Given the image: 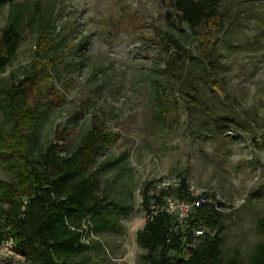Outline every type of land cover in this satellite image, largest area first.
<instances>
[{"label": "rangeland", "instance_id": "1", "mask_svg": "<svg viewBox=\"0 0 264 264\" xmlns=\"http://www.w3.org/2000/svg\"><path fill=\"white\" fill-rule=\"evenodd\" d=\"M18 4L28 25L0 74V88L32 75L42 83V105L54 109L41 124L34 153L57 130L75 150L97 121L114 134L97 158V194L130 209L95 221L89 249L71 263L144 264L146 251L137 243L147 222L143 189L187 171L196 190L247 197L224 218L222 257L252 264L264 238L257 229L264 216V0H219L223 19L197 31L180 22L172 0ZM10 10L0 0V38ZM165 38L186 53L179 55ZM52 46L59 47L58 55ZM223 116L236 121L219 125L216 118ZM0 126L11 129L1 106ZM13 179L10 167L0 163V180ZM187 256L186 249L181 258ZM0 259L21 256L0 249Z\"/></svg>", "mask_w": 264, "mask_h": 264}, {"label": "trees", "instance_id": "2", "mask_svg": "<svg viewBox=\"0 0 264 264\" xmlns=\"http://www.w3.org/2000/svg\"><path fill=\"white\" fill-rule=\"evenodd\" d=\"M7 1L11 10L0 38V74L16 55L28 25L19 0ZM218 4L219 0H172V10L179 13L181 23L197 31L215 19H223L217 10ZM171 11L169 16L173 15ZM165 39L167 46L177 47L179 55L186 53L179 42ZM51 49L54 56L60 52L57 46ZM35 78L27 76L0 88L3 94L0 106L11 122L10 130L0 126V163H6L14 172L13 180H0V247L12 240L21 256L17 261L0 259V264H73L71 257L89 249V245L81 242L84 224L93 231V223L105 213L123 210L127 215L130 209L107 202L97 194V158L101 148L114 139V134L97 121L75 150L62 142L61 132L57 130L54 140L34 153L41 124L54 109L52 104L42 105L39 98L42 83ZM216 121L227 127L236 118L223 116ZM178 180L179 186L168 190L157 192L155 182L147 183L143 189L147 222L137 233V243L146 251L143 263L238 264L235 258L222 257L226 216L211 204L198 202L206 195L191 194L187 171L181 172ZM167 196L194 203L186 221L180 223L162 210ZM257 229L264 237V216L259 219ZM198 230H203V234L197 236ZM186 249L187 258H181ZM252 264H264V238Z\"/></svg>", "mask_w": 264, "mask_h": 264}, {"label": "built area", "instance_id": "3", "mask_svg": "<svg viewBox=\"0 0 264 264\" xmlns=\"http://www.w3.org/2000/svg\"><path fill=\"white\" fill-rule=\"evenodd\" d=\"M179 186V180L169 179L167 177H163L156 181L154 183V189L157 192L168 190L170 188H175ZM191 194L195 197H200L206 195V197H200L198 202H205L208 204H211L214 206L215 210L219 213H221L224 216H232L234 215L240 208H242L246 202L247 197L241 196L239 198L231 199L225 195H222L218 192H210L208 190H196L193 186H190ZM194 203H191L186 200L179 199L177 197L173 196H167L165 197L164 204L162 206V210L166 211L168 214L173 215L177 218V220L180 223H183L186 221L192 212ZM83 228L85 229V232L83 236L81 237V242L87 245H90V234L93 233L91 229H89V226L84 224ZM79 231L82 232L80 229ZM203 234V230H198L196 232L197 236H200ZM0 249L14 252L17 255H19L13 245L12 240H8L0 247ZM20 256V255H19Z\"/></svg>", "mask_w": 264, "mask_h": 264}]
</instances>
